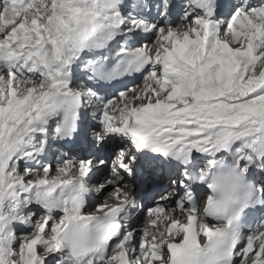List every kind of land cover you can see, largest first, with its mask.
<instances>
[{"label":"snow or ice","instance_id":"6c2138e0","mask_svg":"<svg viewBox=\"0 0 264 264\" xmlns=\"http://www.w3.org/2000/svg\"><path fill=\"white\" fill-rule=\"evenodd\" d=\"M0 264H264V0H0Z\"/></svg>","mask_w":264,"mask_h":264}]
</instances>
